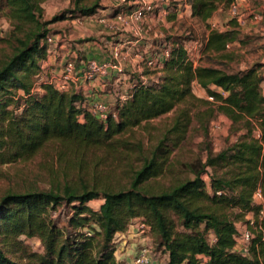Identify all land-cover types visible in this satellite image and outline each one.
Returning <instances> with one entry per match:
<instances>
[{"label":"trees","instance_id":"16d2710c","mask_svg":"<svg viewBox=\"0 0 264 264\" xmlns=\"http://www.w3.org/2000/svg\"><path fill=\"white\" fill-rule=\"evenodd\" d=\"M42 1L0 0L11 26L4 41L12 50L0 59V169L56 145L62 159L80 163V171L53 181L47 191L1 198L0 264H119L114 239L135 219L149 227L153 258L161 255L163 264H264V206L253 198L259 190L264 200V90L258 66L237 72L195 66L174 42L158 78L146 84L140 79L115 108L116 118L100 121L73 88L59 92L42 85L39 94L32 92L47 55L42 41L50 26L66 14H94L98 1L72 0V9L48 20L42 19ZM234 1L187 0L190 17L202 23ZM243 43L241 27L232 19L223 31L208 32L203 52L231 60ZM193 83L213 100L196 98ZM17 91L23 93V107ZM170 112V126L151 134L149 122ZM217 114L245 133L218 153L207 151L203 162L170 160L193 123L206 134ZM135 128L147 140L133 135ZM89 155L96 164H113L106 174L96 170L89 178L83 164ZM165 177L169 183L159 181ZM95 200L102 202L94 210L89 205ZM62 204L71 214L59 227L52 213ZM247 214L254 220L245 222L251 239L242 255L235 248L241 236L236 223ZM22 238L36 240L40 250H29Z\"/></svg>","mask_w":264,"mask_h":264},{"label":"rangeland","instance_id":"374dc122","mask_svg":"<svg viewBox=\"0 0 264 264\" xmlns=\"http://www.w3.org/2000/svg\"><path fill=\"white\" fill-rule=\"evenodd\" d=\"M67 0H43L41 3L42 8V19L48 20L52 16H46V11L57 15L64 12L61 9V4L66 2ZM72 1V0H70ZM187 0H169V4L172 9H179L180 7V17L176 21H172V23L163 24L160 18L155 26H152L150 30L151 37V45L149 47V51L151 53V58L156 60L163 59L162 53L167 45L174 44V42L181 44L185 49L188 58L196 65L202 66H214L218 68H222L229 72H237L241 70H245L250 67L252 62H257L256 66H263L259 63L264 55V0H254L249 1L248 9L250 11L259 12L262 16L261 22L255 23L257 26L255 30H250L247 32H242L243 45L240 46L238 53L231 60L221 59L216 56H208L203 52L204 41L208 32L211 30V24H216L222 27L223 29L228 27L230 22L229 15L227 9H223L220 7L212 17L206 22L202 23L191 17L186 16L183 10L184 2ZM93 0H85L84 3L89 5ZM157 17V15L155 16ZM0 19L2 20L1 31L3 36L0 37V59L3 56L11 55L12 50L11 47L5 43V38L9 36L11 31V26L9 21L6 19L4 14L0 12ZM254 21L252 17L248 14L246 15V19L244 24L241 27H247L248 24H252ZM51 31L53 29H50ZM51 34H55V31H52ZM237 48V47H236ZM170 52V50H169ZM168 58V57H167ZM164 59L165 60H167ZM129 70L128 72L123 69V73L115 76L112 80H116L117 87H112L111 90L113 93H117L114 98H119L120 96L125 97L129 91H131L132 87L140 80H147L148 82L152 80H156L159 76L157 70H154L140 61H130L128 64ZM140 66V69L138 68ZM143 73L144 76H140ZM39 80L35 83H37ZM112 84V83H111ZM110 84V85H111ZM191 90L193 95L196 98L209 101L207 92L202 89L198 84L193 83L191 85ZM211 90L219 91L218 89L212 87ZM264 90V88H263ZM34 94H39L40 90H35ZM23 93L20 91L16 92V96L19 99L20 107L24 106V102L22 99ZM112 111V108L108 106ZM173 117V113H167L163 116H160L154 120L149 122L151 128V134L162 133L163 130L170 126L171 120ZM153 130V131H152ZM155 131V132H154ZM133 135L136 137L145 136V132L141 129H133ZM245 131H234L232 129L231 121L222 114H217L215 118L210 120L207 126V133L203 134L200 130H197L195 124L189 128L187 132L186 138L184 141L180 143L177 148L172 150L170 160L173 162H182V163H192L197 164L198 162H203L206 157L207 151H211L213 154L218 153L223 148L230 146L236 142L238 137L244 134ZM131 133L125 134L124 137H129ZM60 147L56 145H46L39 152H37L32 158L26 161H17L15 163L4 165L0 169V200L1 198L8 193H24L27 191H47L51 187V183L53 181L58 182L62 181L66 174H70V172H79L80 171V163L74 162L72 159H62L59 155ZM100 153L94 154L93 156H99ZM86 161L83 163L85 167H87V172L89 173V178L93 174V171L100 172L101 174H106L108 170V165L111 163L108 161L105 165L96 164L97 161H93L92 157L86 156ZM112 166V165H111ZM99 169V170H98ZM114 174H120L119 170L113 171ZM189 178H192L191 175H188ZM158 180V179H157ZM163 183H169L170 178L165 177L162 180ZM258 199L254 200L255 203H258ZM102 201L95 200L90 203L94 210L98 208ZM71 212L70 208L65 204H62L57 208L55 212L52 213L53 220L57 223L59 227H62L64 222L69 218ZM254 216L253 214H247L244 217L243 221H239L236 223V226L240 232H243L248 228L245 222L249 221V225H253ZM126 235V234H125ZM125 246L128 245L129 240L131 248L128 250H124L120 252L119 245L117 244V248L115 253V258L119 264H121V258L127 257L131 259L135 252L137 246L135 245L137 240L136 238L126 237ZM212 237L210 236V239ZM24 244L29 248V250L36 252L40 250V246L36 240L23 239ZM124 240V241H125ZM116 247V246H115ZM122 254V255H121ZM161 264L163 257L160 255L159 257ZM205 261V259H202Z\"/></svg>","mask_w":264,"mask_h":264},{"label":"crops","instance_id":"0c3cea01","mask_svg":"<svg viewBox=\"0 0 264 264\" xmlns=\"http://www.w3.org/2000/svg\"><path fill=\"white\" fill-rule=\"evenodd\" d=\"M94 1H98L100 6L94 14L88 16L66 14L62 21L50 26V29H53L52 31H55V34L61 36L60 47L54 48L53 51H47L46 58L41 63V68L46 70L55 69L66 59L73 60L77 67L81 68L83 62L86 60H95L97 62L111 61L113 59L112 54L117 52V62L128 72L130 61L138 60L144 64L146 60L151 58L149 51L151 37L149 34L152 26H155L159 20L156 18H160L163 24H168L172 23V21H168V16H173V21H176L180 17L181 6L178 7L179 9H172L169 0L166 3H160L159 0ZM143 4H153L154 13L146 16L135 32L120 26H111L112 23H115V15L117 13L135 9ZM60 6L63 11L72 9L70 0H67ZM183 10L186 16L190 17L191 9L187 1L184 2ZM45 15L54 16V14L48 11H46ZM156 15L157 17H155ZM256 26L255 23H252L248 24L247 27H240L242 32H247L255 30ZM170 46L167 45L165 49H168ZM234 46L237 49L239 48L238 44ZM263 57L264 55L259 62L261 65H263ZM256 63L252 62L250 67L256 66ZM138 68L140 69V66ZM258 69L259 72H262L263 66L258 67ZM115 76L117 74H112L101 79V81H95L91 84L80 83L74 86L73 89L79 92L86 100L92 99L103 102L110 106L112 110H115L122 97L120 96L118 99L114 98L117 93L115 94L111 90V86L117 87L115 85L117 83L116 80H112ZM262 88H264V82L262 83ZM125 239L127 240L125 233L118 234L114 239L115 248H117L118 244L119 247L117 249L120 252L129 250L131 245H133L132 242L130 245V241L132 240H129L128 245L125 246L127 244Z\"/></svg>","mask_w":264,"mask_h":264},{"label":"built area","instance_id":"2783aa9c","mask_svg":"<svg viewBox=\"0 0 264 264\" xmlns=\"http://www.w3.org/2000/svg\"><path fill=\"white\" fill-rule=\"evenodd\" d=\"M160 3H166L167 0H159ZM249 1L248 0H235L228 8L229 19H234L240 26H242L245 22L246 15H250L254 23L261 22L262 16L259 12L250 11L248 9ZM154 13V5L153 4H143L138 6L135 9L117 13L115 15V23H112V27L120 26L122 28H127L132 32H135L140 23L144 20V18L148 15ZM2 20L0 19V27L2 24ZM211 30L223 31L224 29L216 24H211ZM3 36V33L0 29V37ZM61 41V36L58 34L48 33L44 40L42 41L47 46V51H53L54 48H59V42ZM163 59L156 60L154 58H150L146 60V65L154 70H159L163 66L164 59L169 57V50L164 49L162 53ZM113 59L111 61L105 62H97L95 60H86L83 62V66L78 68L76 63L71 59H66L59 65L57 68L52 70H46L41 68L40 74L38 77V82L35 83L32 92L35 90H40L42 85H50L53 86L59 92H65L74 88V86L83 84H91L95 81H101L112 74H121L123 73V67L117 62L118 54L114 52L112 54ZM263 77L264 82V57H263V71L260 72ZM147 80L143 81V84H146ZM129 97L127 94L125 97H121L119 100L120 105ZM209 101H212V97L207 98ZM83 107L87 111H89L92 115L97 117L100 121H105L110 116L112 118H116L115 110H110L108 105L103 102L96 100H86L83 103ZM254 200L258 199V204L264 206V200L261 196L260 191H256L254 194ZM126 237L129 239L136 238V252L134 256L129 259L127 257L121 258V264H161L160 258L157 256V259H154L153 249L150 244L149 237V227L146 223L141 219H135L129 225L127 231L125 232ZM251 239V235L248 231L241 232V236L239 237L236 250L240 252L242 255H246L248 253V243ZM115 244V241L113 242ZM117 252V251H116ZM115 252V253H116ZM118 260V259H117ZM163 264V263H162Z\"/></svg>","mask_w":264,"mask_h":264}]
</instances>
